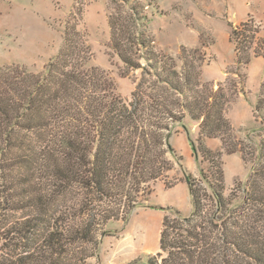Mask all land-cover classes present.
<instances>
[{
  "label": "trees",
  "instance_id": "trees-1",
  "mask_svg": "<svg viewBox=\"0 0 264 264\" xmlns=\"http://www.w3.org/2000/svg\"><path fill=\"white\" fill-rule=\"evenodd\" d=\"M116 1L108 16L111 47L127 68L145 70L130 99L90 64L82 7L71 12L63 46L42 72L0 67V264H87L102 226L142 206L158 180L167 188L177 183L166 180L175 160L193 209L160 206L159 251L147 264H264V137L238 135L226 114L229 96L202 80L196 51L184 50L179 70L155 50L141 0H121L127 9ZM230 28L238 68L264 57L252 18ZM246 80L243 74L233 83ZM263 94L264 83L256 111ZM186 116L199 127L194 154L209 163L200 178L170 144ZM208 138L221 147L210 148ZM225 152L251 163L240 197L225 195Z\"/></svg>",
  "mask_w": 264,
  "mask_h": 264
},
{
  "label": "rangeland",
  "instance_id": "rangeland-1",
  "mask_svg": "<svg viewBox=\"0 0 264 264\" xmlns=\"http://www.w3.org/2000/svg\"><path fill=\"white\" fill-rule=\"evenodd\" d=\"M116 5L127 4L117 0ZM149 16L150 31L156 51L174 58L178 69L183 66V52L202 58L201 78L215 88L222 85L229 96L226 114L241 138L264 137V104L255 106L264 83V57H254L248 66L238 68L234 44L229 39L230 23L249 18L261 27L264 38V0H141ZM112 0H0V67L21 64L30 71L42 72L63 46L64 31L71 12L82 7L80 29L91 45L90 64L98 66L114 81L116 91L130 99L136 81L145 73L143 68H127L111 47L108 16ZM256 46V45H255ZM249 53V48L244 54ZM189 54V55H190ZM142 64L148 68L145 60ZM246 75L243 85L241 76ZM264 98V94H263ZM199 127L186 116L176 124L170 144L181 156L183 167L200 178V169H208L207 161H199L193 143L198 144ZM212 149L221 147L220 139H206ZM202 160V157L200 156ZM226 175L225 195H243L244 184L251 174V163H245L238 153L223 154ZM167 188L158 180L154 191L142 206L127 217L109 221L102 226L97 241L89 245L93 254L87 264H147L159 251L160 232L166 211L175 207L185 214L193 209L189 185L180 163L175 160ZM238 184V185H237ZM236 199H234V202ZM127 218V219H126ZM107 230V231H106Z\"/></svg>",
  "mask_w": 264,
  "mask_h": 264
},
{
  "label": "crops",
  "instance_id": "crops-1",
  "mask_svg": "<svg viewBox=\"0 0 264 264\" xmlns=\"http://www.w3.org/2000/svg\"><path fill=\"white\" fill-rule=\"evenodd\" d=\"M196 125H197V127H198V123L196 122ZM208 139H211V138H208ZM217 139V138H216Z\"/></svg>",
  "mask_w": 264,
  "mask_h": 264
}]
</instances>
